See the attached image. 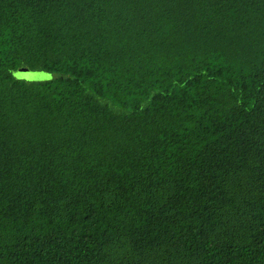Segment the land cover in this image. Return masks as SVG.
Listing matches in <instances>:
<instances>
[{"label": "trees", "instance_id": "obj_1", "mask_svg": "<svg viewBox=\"0 0 264 264\" xmlns=\"http://www.w3.org/2000/svg\"><path fill=\"white\" fill-rule=\"evenodd\" d=\"M0 264H264V0H0Z\"/></svg>", "mask_w": 264, "mask_h": 264}, {"label": "water", "instance_id": "obj_2", "mask_svg": "<svg viewBox=\"0 0 264 264\" xmlns=\"http://www.w3.org/2000/svg\"><path fill=\"white\" fill-rule=\"evenodd\" d=\"M16 75L19 78H24L27 80H40V79H45L49 76V74L45 71L31 70L26 67L18 69Z\"/></svg>", "mask_w": 264, "mask_h": 264}]
</instances>
